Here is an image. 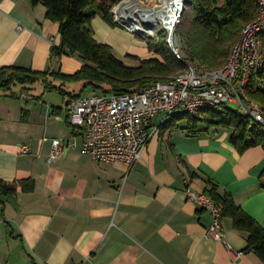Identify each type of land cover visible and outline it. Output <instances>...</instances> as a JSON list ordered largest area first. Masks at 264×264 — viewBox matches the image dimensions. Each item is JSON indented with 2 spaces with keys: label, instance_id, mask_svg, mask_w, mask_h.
Listing matches in <instances>:
<instances>
[{
  "label": "crops",
  "instance_id": "0c3cea01",
  "mask_svg": "<svg viewBox=\"0 0 264 264\" xmlns=\"http://www.w3.org/2000/svg\"><path fill=\"white\" fill-rule=\"evenodd\" d=\"M47 12L32 0H0V67L81 69L79 57L53 54L62 35ZM91 24L96 39L127 64L136 63L129 54L154 56L148 40L104 17ZM162 117L153 119L156 131L143 158L128 168L83 152L61 107L40 110L0 88V179L34 181L31 190L21 183L12 193L0 189V264H264L245 250L247 232L230 215L223 216L228 245L208 236L211 212L186 194L188 187L206 192L213 181L264 226V148L240 152L231 129L195 133L187 122L159 125ZM54 138L65 147L49 160Z\"/></svg>",
  "mask_w": 264,
  "mask_h": 264
},
{
  "label": "trees",
  "instance_id": "16d2710c",
  "mask_svg": "<svg viewBox=\"0 0 264 264\" xmlns=\"http://www.w3.org/2000/svg\"><path fill=\"white\" fill-rule=\"evenodd\" d=\"M32 1L34 4L46 5L47 16L60 24L62 43L53 46V54L74 55L84 64L75 73L3 66L0 67V88L3 90H9L17 83L28 86L41 80L47 87L53 88V83L49 79V76L53 75L63 83L80 82L84 88H90L98 93H132L156 80L168 79L185 67L164 40L149 41L153 57L140 58L129 54V57L136 60L135 64L129 65L115 55L111 45L96 39L91 24L93 18L100 15L116 24L110 9L119 0ZM259 10V0H188L183 21L177 29L183 54L188 59L197 60L209 67L221 66L228 59L243 28L256 17ZM188 11L189 15L185 20ZM57 89L63 93L64 98L82 95L66 91L62 87ZM247 93L264 106V69L252 74ZM177 115L186 116V128L195 133L207 131L213 125L231 129L230 140L240 152L256 146L264 148V126L255 123L250 116L239 110L228 107L227 104L207 110L205 116H193L186 111L173 116ZM201 122L207 125L201 128ZM165 123L177 124L173 118ZM20 183L27 190L34 188V181L30 179L17 182L0 179V189L12 193L17 190ZM206 192L222 208L223 216L230 215L235 226L247 232L248 244L245 250L254 251L264 263V226L237 204L231 193H220L217 183L209 181Z\"/></svg>",
  "mask_w": 264,
  "mask_h": 264
},
{
  "label": "built area",
  "instance_id": "2783aa9c",
  "mask_svg": "<svg viewBox=\"0 0 264 264\" xmlns=\"http://www.w3.org/2000/svg\"><path fill=\"white\" fill-rule=\"evenodd\" d=\"M188 0H119L111 9L113 21L145 40H164L174 56L185 64L168 79L141 86L132 93H91L67 96L69 123L82 137V150L98 162H122L133 167L143 158L153 134V119L161 114L160 124L170 116L186 111L193 116L221 104L236 103L244 114L264 126V106L247 93L252 74L264 69V0L260 10L243 29L228 62L209 67L188 59L182 52L178 26L182 23ZM76 147V140L72 141ZM65 141L53 139L49 160L63 152ZM28 152V146H23ZM188 200L208 209L212 221L207 235L228 245L222 208L203 191L190 187Z\"/></svg>",
  "mask_w": 264,
  "mask_h": 264
},
{
  "label": "rangeland",
  "instance_id": "374dc122",
  "mask_svg": "<svg viewBox=\"0 0 264 264\" xmlns=\"http://www.w3.org/2000/svg\"><path fill=\"white\" fill-rule=\"evenodd\" d=\"M188 13H189V11L187 12L185 20H187V18H188V15H189ZM234 46H233V48H234ZM233 48H232V50H233ZM232 50H231V53H232ZM231 53H230L228 59L226 60V62L224 64H222L221 66L225 65L228 62V60L231 56ZM217 67H220V66H217ZM53 86H54L53 88L47 87L46 84L42 80L38 81L34 84H31L29 87H26L23 84L17 83L15 85H13L11 87V89L8 90V92L10 93L12 91L15 99L20 98V100L22 99V101L25 103H28V101H31V102L37 104L38 108L40 110L42 109V107H45L47 104L51 107H61L62 108V115L64 117H66L68 114V106L65 102V98H64L63 93L60 90H58L57 87H62L66 91H69L72 93H82V94L98 93V92L91 90L90 88H84L83 84L80 82L68 81L67 83H63V82L57 80V81H53ZM21 92L24 94H27L29 96V98H28L29 100L23 96H18V93H21ZM227 106L230 108H233L235 110H239L240 112L244 113L242 108H240V106L236 103L228 102ZM180 112H184V111H180ZM204 116H205V113H204ZM170 118H173V120L176 123L187 122L186 116H184V117L179 116L178 117V115H177V116H170L169 119ZM59 123H60L59 125L55 124V126L56 127L60 126V128H66V126H67L66 123H64V122H59ZM206 125L207 124L205 122H201V124H200V126H202V127L203 126L205 127ZM212 127H215V126L213 125ZM212 127H210V128H212Z\"/></svg>",
  "mask_w": 264,
  "mask_h": 264
}]
</instances>
